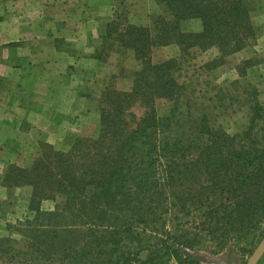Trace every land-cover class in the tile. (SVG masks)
Here are the masks:
<instances>
[{
  "label": "trees",
  "instance_id": "16d2710c",
  "mask_svg": "<svg viewBox=\"0 0 264 264\" xmlns=\"http://www.w3.org/2000/svg\"><path fill=\"white\" fill-rule=\"evenodd\" d=\"M156 3L162 10L150 24L118 14L101 36L98 59L128 48L141 65L129 89H104L99 135L78 137L68 150L48 146L31 166L10 167L6 184L31 188L34 216L9 225L22 244L0 236V264H147L165 254L196 264L201 259L183 246L200 245L202 234L177 236L163 224L156 242L143 243L135 225L162 219L164 210L180 205L204 204L202 227L223 247L232 234L250 231L256 217L264 219V104L258 91L247 88L244 96H233L220 88L196 96L177 74L192 51L217 47L220 55L206 66L213 69L254 40L249 0ZM186 19L200 20L201 29L184 31ZM170 44L180 48V58L154 63L153 48ZM160 98L172 103L168 115L157 113ZM227 101L248 107L249 121L235 135L214 121L215 109ZM137 103L144 108L139 118L130 112ZM58 195L65 203L44 211L42 202ZM126 239L137 248L127 250Z\"/></svg>",
  "mask_w": 264,
  "mask_h": 264
},
{
  "label": "rangeland",
  "instance_id": "374dc122",
  "mask_svg": "<svg viewBox=\"0 0 264 264\" xmlns=\"http://www.w3.org/2000/svg\"><path fill=\"white\" fill-rule=\"evenodd\" d=\"M249 4L257 32L246 48L227 55L224 63L213 69H207L206 66L220 55L217 47L202 52L192 51L189 57L182 59V66L177 74L189 90H194L196 96H212L220 88L225 89L226 93L229 90L233 96H244L245 89L254 88L258 91L259 101L264 104V0H249ZM161 10L156 0H0V48L5 47V57L0 58V72H8L9 76L14 77L11 73L13 70L8 69V66L18 62L15 51L19 52L20 58L23 50L9 47L8 44H14L13 41L4 42L6 38L13 36L3 38V35H13V32L15 34L20 23L29 22L36 30L47 29L52 35L56 31L61 33L62 36L56 37L55 42L64 53L56 59L60 62L63 57L65 59L63 67L59 64L50 70L55 74V84L51 86L50 93L43 95V108L48 120L44 119L39 125L24 122L22 130L15 132L11 126L10 130L0 132V138L5 139V147L0 148V236L11 235L22 244V235L9 225H16L20 220L34 216V212L29 210L31 188L11 187L6 184L5 178L10 167L31 166L48 146L57 150H68L78 137L96 138L101 130L100 98L104 89L110 85L122 90L131 87L133 73L141 65L132 49L121 48L105 55L102 60L96 57L100 53L101 36L105 33L107 23L119 14L131 23L147 25ZM181 27L184 31H198L201 29V22L197 19H186L182 21ZM27 43L30 45V42ZM9 55L12 56L11 59ZM180 56L181 51L176 44L156 46L152 51L154 63ZM59 74L64 77V82L57 80L60 78ZM233 82L239 84L232 87ZM9 88L2 85L0 100L4 99L3 95ZM15 104L25 106L26 101L17 100ZM155 107L159 116H165L170 113L172 103L168 99L160 98ZM0 108L4 110L3 106ZM143 110L137 103L130 112L139 118ZM215 114L216 125L222 126L231 135L240 133L249 121L246 105L229 104L228 101L217 107ZM50 122H55L56 125L50 126ZM149 134L154 136V129H149ZM176 189L179 190L178 187ZM165 192L170 194L171 189H166ZM63 203L65 197L58 195L54 200L43 201L41 207L44 211L53 210L57 204ZM205 210L207 209L204 204L199 207L191 205L187 209L180 205L173 211L164 210L162 219L135 225L134 234L145 243L149 238L150 242L158 240L163 224L177 236L190 231L188 237L191 238L197 231L203 235L200 245L194 248L183 246L195 258L201 259L196 264H246L264 237V219L256 217L250 231L243 232L238 238H232V234L228 243L222 247L218 245V239L207 235L208 227H202ZM175 216L179 217V222ZM175 226L179 229H174ZM123 244L127 250L137 248V244L130 239H126ZM147 264L188 263L174 255L165 254ZM258 264H264V257Z\"/></svg>",
  "mask_w": 264,
  "mask_h": 264
},
{
  "label": "crops",
  "instance_id": "0c3cea01",
  "mask_svg": "<svg viewBox=\"0 0 264 264\" xmlns=\"http://www.w3.org/2000/svg\"><path fill=\"white\" fill-rule=\"evenodd\" d=\"M23 1L25 2L26 0ZM12 34L4 33L3 38L13 36L12 38H6L4 43L13 41L14 45L10 43L8 46H14L18 50L21 49L24 53L22 52L19 58V52L15 51L18 55V62L8 66V69L13 70L11 73L14 77L9 76L8 72H0V91L2 90V85L10 87L3 95L4 99L0 100V106H3L5 110L4 114V110L0 108L1 133H4L6 129L10 130L11 126L15 132L16 130H22L24 122H34L39 125L42 124L44 119L48 120L46 118L47 114L44 113L45 108H43L45 102L43 103L42 100L44 98L43 95L50 93L51 86L53 87L55 84V74L52 71L50 72V70L55 69L56 65L58 66L59 64L63 67L65 63L64 57L61 62L56 59L62 56L60 54L64 53L55 42L56 37L62 36L61 33L56 31V34L52 35L47 29L40 28L36 30L33 25L27 22L20 23V26L18 24L15 34L14 32ZM27 42H30V45ZM4 48H0V58L5 57L3 54ZM11 58L12 56L9 55V59ZM0 66H2L1 62ZM59 77L57 80L64 82V77L60 74ZM12 83H15V85L13 86ZM17 87L18 89H16ZM21 99L26 101L25 106L15 104L17 100ZM54 123L50 122V126L56 125ZM7 124L11 125L7 126ZM4 142L5 139L0 138V148L5 147Z\"/></svg>",
  "mask_w": 264,
  "mask_h": 264
},
{
  "label": "water",
  "instance_id": "95a60500",
  "mask_svg": "<svg viewBox=\"0 0 264 264\" xmlns=\"http://www.w3.org/2000/svg\"><path fill=\"white\" fill-rule=\"evenodd\" d=\"M264 256V237L255 248L253 253L248 258L246 264H258L261 258Z\"/></svg>",
  "mask_w": 264,
  "mask_h": 264
}]
</instances>
